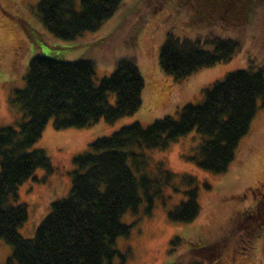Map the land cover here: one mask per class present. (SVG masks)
Listing matches in <instances>:
<instances>
[{
  "label": "trees",
  "instance_id": "obj_1",
  "mask_svg": "<svg viewBox=\"0 0 264 264\" xmlns=\"http://www.w3.org/2000/svg\"><path fill=\"white\" fill-rule=\"evenodd\" d=\"M234 1L197 0L198 16L194 19L223 27H244L249 16H223L230 7L225 6L231 3L235 9L230 14L237 13ZM237 1H247L239 3L245 11L256 6V0ZM122 2L38 0L35 8L52 36L73 40L86 31L99 29ZM239 49V41L232 38L201 41L181 39L169 32L159 48V65L163 72L181 81L199 69L229 61ZM94 75L91 59L68 61L34 54L24 76V87L15 89L9 97L11 107L20 109L22 118L16 125L0 127V239L12 247L6 264H115L116 256L122 259L118 264H123L124 257L115 243L118 237L130 233L131 225L122 221V215L127 210L135 211L142 195L151 213L155 197L162 194V185L174 184L175 191H179L178 183L197 182L194 176L172 172L163 163L158 165V175L137 177L128 164L129 159L138 169L146 164L140 160L144 155L137 148L164 149L196 131L199 142L189 159L211 172H225L250 128L258 98L264 99V69L250 65L203 88V102L186 103L177 117L165 115L146 127L134 122L109 136L96 138L88 151L73 157L76 168L71 171L67 197L53 201L35 236L24 238L18 229L28 218V208L25 203L13 202L20 185L37 179L38 168L47 174L54 171L44 149L33 148L48 122L53 120L55 129L85 127L101 118L112 122L133 114L142 104L144 78L133 57L119 59L112 73L99 83ZM110 94L115 95L114 103L109 100ZM183 192L186 198L168 211L174 222H191L201 211L197 187ZM262 197L264 187L260 198L254 195L251 206L258 215L264 211ZM256 216H236L248 239L258 237L264 228V217Z\"/></svg>",
  "mask_w": 264,
  "mask_h": 264
},
{
  "label": "rangeland",
  "instance_id": "obj_2",
  "mask_svg": "<svg viewBox=\"0 0 264 264\" xmlns=\"http://www.w3.org/2000/svg\"><path fill=\"white\" fill-rule=\"evenodd\" d=\"M196 1L123 0L99 29L86 31L73 40H61L52 36L40 21L35 8L38 0H0V127L16 125L22 118L20 109L11 107L9 97L15 89L24 87V76L34 54L68 61L91 59L96 83L112 73L119 59L133 57L144 78L142 104L133 114L112 122L101 118L85 127L64 129H55L53 120L48 122L33 148L44 149L54 171L47 174L45 169L38 168L37 179H29L18 188L13 203H25L28 208V218L18 229L22 237L33 238L50 212L52 202L67 197L71 171L76 168L73 157L88 151L93 140L134 122L146 127L165 115L177 117L178 110L186 103L203 102L202 89L223 80L228 73L250 65L264 69V0H256L255 8L248 11L239 5L247 1L235 0L236 14H230L235 9L232 3L225 6L230 7L223 16H249L244 27L196 21ZM169 32L181 39L201 41L232 38L239 41L240 49L229 61L199 69L177 81L159 65V48ZM109 100L114 103L115 95L110 94ZM263 103L264 99L258 98L250 128L225 172H211L189 159L199 142L196 131L164 149L137 148V152L144 155L140 160L146 162L138 169L128 160L137 177L142 174L154 177L158 165L163 163L172 172L194 176L197 182L195 185L178 183L179 191H175L174 184L162 185V194L155 197L151 213L147 212V201L142 195L139 207L122 215V221L131 225L130 233L118 237L115 243L124 257L123 264H192L197 261L202 264H264V228L258 237L248 239L244 226L236 218L243 217L244 213L264 217V211L259 215L251 211L254 195L260 198L264 187ZM194 186L201 206L198 216L191 222L170 220L168 211L186 198L183 191ZM261 199L264 201V197ZM11 253V245L0 239V264H6ZM121 261L116 256L113 263Z\"/></svg>",
  "mask_w": 264,
  "mask_h": 264
}]
</instances>
